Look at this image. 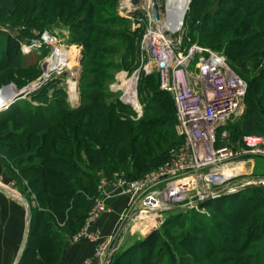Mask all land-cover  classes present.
I'll return each instance as SVG.
<instances>
[{"label": "rangeland", "instance_id": "obj_1", "mask_svg": "<svg viewBox=\"0 0 264 264\" xmlns=\"http://www.w3.org/2000/svg\"><path fill=\"white\" fill-rule=\"evenodd\" d=\"M9 2L6 4L3 0L11 8L14 2ZM156 3L164 7L166 0H139L137 3L133 0H18L13 6L16 16L5 15L0 20V36L11 37L10 53L0 59V90L10 85L23 89L44 77L45 64L54 52L42 42L44 33L56 35L58 49L70 52L69 57L75 55L70 71L49 73L46 81L0 111V147L8 152L7 157L0 155V184L16 194L0 189V264H15L18 260L21 264H60L82 239L92 241L94 238L96 242L97 221L114 202L113 176L131 180L153 166L136 175L130 157L126 165L112 164L113 151L109 149L107 137L112 136L108 129L113 125V117L136 123L143 118L145 109L155 106L158 99L166 108L173 105L172 95L159 87L152 61L149 66L153 71L147 74L144 70L150 59L142 48V41ZM230 15H233L231 19ZM240 24L250 29V34H257L259 39L254 44L264 49V0H206L200 5L191 0L185 26L173 37L174 50L186 52L193 45L212 48L224 53L238 72L244 74L251 67H242L241 57L236 58L238 53L226 54L228 48L235 47L229 45V41L249 40L247 36L238 35ZM213 32L219 33L212 40ZM23 49L29 55L21 62ZM133 78L140 110H143L141 115L131 101L121 98L122 91L118 89L123 86L126 90L124 86ZM245 111L246 106L241 115L227 124L231 141H239L245 134L242 131ZM96 138L104 142L102 147ZM170 140L165 154L177 142L174 137ZM104 145L108 149L103 150ZM33 152L37 154L33 156ZM165 154L157 166L165 161H162ZM255 164L252 169V161L249 163L245 175L264 174V159L256 158ZM48 168L58 172L70 169L81 177L86 175V185L94 184L91 199L84 202L88 215L81 225L68 218L71 211L68 203L77 200L79 182L71 180L70 188L58 182L57 190L69 188L74 192L70 198L54 196L43 189L44 181L39 177L40 172ZM62 175L56 180L65 178ZM42 177L50 178L43 174ZM49 194L54 200L51 203L46 201ZM253 195L251 189L237 190L204 199L176 214L165 213L160 228L155 229L142 247V260L140 255L135 260L128 257L119 260L124 252L123 243L114 251L116 261L110 257L105 264H241L235 261L238 256L230 250L233 246L230 240L244 242V230L250 220L257 213L264 214V204L250 211L253 203L264 197V191L247 206ZM97 198L104 201L105 210L94 215ZM235 214L241 215L243 223L233 218ZM263 224L262 217L255 221V236L261 232ZM46 230L56 233L58 238L48 243L39 241ZM115 234V238L119 237L120 231ZM213 236L220 240H214ZM246 244L248 247L240 257L242 264H264V235ZM26 246L28 251H25ZM44 252L50 253V263L43 262ZM93 253L88 260L93 259ZM254 255L258 257L256 263L249 261Z\"/></svg>", "mask_w": 264, "mask_h": 264}, {"label": "built area", "instance_id": "obj_2", "mask_svg": "<svg viewBox=\"0 0 264 264\" xmlns=\"http://www.w3.org/2000/svg\"><path fill=\"white\" fill-rule=\"evenodd\" d=\"M190 3L191 0H166L164 7L156 3L159 17L155 19L152 9L151 23L143 37L142 48L150 59L144 70L147 74L153 71L149 66L152 61L160 89L172 95L175 132L180 141L169 149L163 163L140 177L130 180L113 176V186L120 194L137 199L127 224L180 212L186 208L172 209L186 204L192 207L193 202L208 196L234 193L243 185L264 187V174L245 175L251 161V168L255 169V159H264V134H246L235 142L227 132V124L245 110L246 79L217 50L202 45H193L186 52L174 50L173 37L185 26ZM41 37L54 51L48 65L58 50L59 40L50 33ZM23 52L27 54V50ZM58 66L51 72L68 70ZM118 89L122 91L121 98L130 101L126 90L122 86ZM0 101L1 109L14 102H5L2 97ZM131 103L141 115L143 110H138L134 101ZM99 198L95 200L94 215L105 210L104 201ZM114 242L113 236L97 244L93 259L87 263L105 264L115 251Z\"/></svg>", "mask_w": 264, "mask_h": 264}, {"label": "trees", "instance_id": "obj_3", "mask_svg": "<svg viewBox=\"0 0 264 264\" xmlns=\"http://www.w3.org/2000/svg\"><path fill=\"white\" fill-rule=\"evenodd\" d=\"M10 0H5L6 4H8ZM18 0H13L14 4H11V8H8L6 4L3 3V0H0V20L5 15L10 16H16L17 12L13 8L15 7ZM197 4H202L206 0H196ZM11 3V2H9ZM228 13V12H227ZM230 14V13H228ZM232 18L233 15H230L229 18ZM230 18V19H231ZM244 21V20H243ZM239 28H241L237 33H239V36H247L249 40L243 41L241 38L235 39L234 41H229V45L234 46V48H228L226 50V54L233 55L235 53H238L236 55V58H240V64L244 68L251 67V69L247 68V71L244 72V74H241L243 76L247 83V93L245 97V106L246 111L244 113L243 118V126L242 131L246 134H264V49L261 48V46L254 44L256 40L259 39L257 34L254 36V32L250 34V29H248L244 24H240ZM216 33L219 32H213L210 37L213 40L216 38ZM11 38V37H10ZM10 38L9 36L1 37L0 36V59L2 58L4 54L10 53ZM27 54H22L20 57L22 58L21 62H24L27 57ZM261 57V59H260ZM22 66V64H21ZM162 91V90H161ZM164 92V91H162ZM167 93V92H166ZM157 96V93H156ZM156 100V99H155ZM159 100V99H158ZM155 103V106H152L150 108L145 109L143 118L139 122H124L123 120L115 119L113 117V125H111L108 129L112 132V136H108L109 139V149H111L113 152L111 153V162L112 164H121L126 165L128 157L132 160V169L133 173L136 175H140L141 172L145 171L149 166L150 169L157 166L158 162L162 159L164 153V150L167 146L171 144L170 138L173 139L176 138L177 142H174L172 146L179 143L180 139L178 138L176 132H175V122H176V112H175V105L174 100L172 101L173 105L168 106L166 108V104H161V101L158 103ZM12 105V104H11ZM63 115L65 111L62 112ZM70 111H68L67 114H69ZM65 116V115H64ZM63 116V117H64ZM34 117V116H33ZM108 128V127H105ZM108 130L106 132H108ZM108 134V133H107ZM175 134V136H174ZM243 135V136H244ZM96 141L99 145V147H102V141L99 138H96ZM176 141V140H175ZM170 146L169 149L172 147ZM42 147V146H41ZM108 149L107 145L103 146V150ZM168 149V151H169ZM100 150V148H99ZM168 151L164 156V160L168 157ZM7 149L5 147H0V155L6 156L7 155ZM37 152H33V156L36 155ZM96 160L98 161L99 155L96 154ZM7 157V156H6ZM114 164V165H115ZM149 168L147 170H149ZM63 174L65 178H62L61 181H57V176ZM42 174L46 177L49 176L50 178H43ZM81 175V174H80ZM79 174L74 173L72 170H63L61 172H58L54 168H48L45 170H42L39 174V177L41 180H43V189L46 191L48 190L51 194L57 197H67L70 198L72 196V193L74 191H69L71 184V180L78 181V187H77V194L76 199H74L73 202H69L68 206L71 208V211L68 213V218L71 222H75L77 225H81L82 220L86 218L88 215V207L84 204V202H88L89 199L92 197V192L94 191V184L86 185L87 183L86 175H82L81 177ZM141 176V175H140ZM72 177V178H71ZM139 177V176H137ZM82 178V179H81ZM50 179L51 182H50ZM82 180L84 182H82ZM68 186L69 188L65 190H57V183ZM51 183H54L52 186ZM75 186V185H74ZM253 190L254 195L251 197V199L247 202V206L253 203L254 198L257 196L259 192L264 191L263 186L259 187H252L249 188ZM256 193V194H255ZM51 194L47 195L46 201L51 203L54 201L51 197ZM70 196V197H69ZM264 204V197L259 198L256 202L253 203V205L250 207V211H256V209L259 207V205ZM217 211V210H216ZM252 212V213H253ZM176 214V213H174ZM225 217L228 218L227 215L224 214ZM234 219L236 221H242L241 215L238 214L233 215ZM255 218H252L250 222L247 225V230H244L243 237H245V241L236 242L235 240H230V243L233 244V246L230 247V250H233L238 257L235 258V261L241 262V255L244 253L247 249V242L249 241H255L260 239L261 235H264V224L261 232L255 236V221L258 220L260 217L264 219V214L257 213ZM244 221V220H243ZM243 221L241 223H243ZM76 228L73 229L75 231ZM159 229V228H158ZM72 230V229H71ZM259 230V229H257ZM72 231V232H73ZM154 231L148 235L145 238H142L132 244L130 247L124 250L123 254L119 256V260H123V257H128L129 259H137L140 255V259L142 260L141 256L143 255L142 247L147 243V238L152 236ZM210 235L212 236L211 232ZM60 236V235H59ZM214 240H220L217 239L216 236H213ZM55 238H58L55 234L49 233L48 230L43 232L41 237H39V241L42 240L45 243H48L49 241H54ZM29 240L27 241V243ZM28 251V246H26L25 251ZM24 251V254L26 253ZM114 254V253H113ZM43 262L50 263V253L44 252V256L42 255ZM201 259L200 257H198ZM112 259L116 261V256L112 255ZM258 257L256 255L250 256L249 261H253L254 263L257 262ZM47 261V262H46ZM21 264V262L19 263ZM111 264V262L109 263ZM118 264V263H115ZM120 264V263H119Z\"/></svg>", "mask_w": 264, "mask_h": 264}, {"label": "crops", "instance_id": "obj_4", "mask_svg": "<svg viewBox=\"0 0 264 264\" xmlns=\"http://www.w3.org/2000/svg\"><path fill=\"white\" fill-rule=\"evenodd\" d=\"M9 91V90H8ZM7 94V92L5 93ZM13 93L5 95V100L10 97ZM114 202L111 205V209L105 211L98 219L96 229L97 240L82 239L79 244H76L72 248V253L61 261L60 264H85L93 253V248L99 243L106 242L108 238H113L115 233L120 231V236L115 238V249L119 245H123L124 249H127L137 240L145 238L150 235L155 229L160 228L161 224L165 220V214L161 216H155L152 220L147 222H131L124 225L131 214L136 209L137 199L133 200L129 196L120 194L115 188H113ZM156 219V221H154ZM140 223V224H139ZM150 223V224H148ZM142 224V225H141ZM124 226V227H123ZM27 237V236H26ZM26 240V238H25ZM121 247V246H119ZM22 250V249H21Z\"/></svg>", "mask_w": 264, "mask_h": 264}, {"label": "bare ground", "instance_id": "obj_5", "mask_svg": "<svg viewBox=\"0 0 264 264\" xmlns=\"http://www.w3.org/2000/svg\"><path fill=\"white\" fill-rule=\"evenodd\" d=\"M128 1V0H127ZM152 1V0H151ZM130 2V0H129ZM70 52H65V51H60L59 49L54 53L55 55L53 56L52 58V62L49 63L48 65L46 64V67L45 69V75L44 77L42 78V81H46L48 79V74L54 70L55 68V65H59L58 67L60 66H64V67H67L68 68V71H70L71 67H72V64L74 63L75 61V58L74 56L75 55H71L69 57V54ZM129 83V84H128ZM126 86H124L126 88V92L127 94L129 95V100L130 101H134L135 102V105L138 107V110L140 109V105H139V100H137L136 98V79H132V81H129ZM123 87V86H122ZM127 89H130V91H127ZM9 90V91H8ZM8 90H5L3 92H1L3 94V97L2 99L5 100V95H8V94H11L13 93L11 96L13 97H10V99L8 98V100L6 99L5 102H8L9 100H12L14 98V95H16V92L13 90V89H8ZM7 92V94H5ZM129 92V93H128ZM17 98H15L14 100H16ZM127 99V98H126ZM128 100V99H127ZM1 103V101H0ZM8 107V106H7ZM5 107V108H7ZM5 108L1 109L0 108V111H3ZM1 185V184H0Z\"/></svg>", "mask_w": 264, "mask_h": 264}, {"label": "water", "instance_id": "obj_6", "mask_svg": "<svg viewBox=\"0 0 264 264\" xmlns=\"http://www.w3.org/2000/svg\"><path fill=\"white\" fill-rule=\"evenodd\" d=\"M133 1H134L135 3H137L139 0H133ZM154 16H155V19H158V17H159V14H158V7H157L156 4H155V6H154ZM40 82H42V79L35 80L34 82H31V83H29L28 85H26L23 89H17V88H15V86L10 85V86L5 87L4 89H2V90L0 91V97H3V94H2L1 92L5 91V90H8V89H13V90L16 92V95H14V98H13L12 100H14L15 98H21V97H23L24 95H27V94L30 92V90H32V88H34L35 86H37ZM252 187H256V185H255V184H251V185H243V186H241V188H239L238 190L240 191V190H243V189H249V188H252ZM0 189H2V190H6V191L9 192V193L15 194L13 191H11L10 189H7L6 187H4V186H2V185H0ZM236 192H237V191H236ZM15 195H16V194H15ZM211 198H212V196H208V198H206L205 200H208V199H211ZM201 202H202V200H196L195 202H193L192 205H196V204L201 203ZM190 206H191V204H186V205H182V206L174 207L172 210L188 208V207H190ZM29 213H30V212H29ZM29 218H30V217H29ZM110 257H112V255L109 256L108 259H109ZM20 258H21V257H20ZM19 262H20V261L18 260L15 264H19Z\"/></svg>", "mask_w": 264, "mask_h": 264}]
</instances>
